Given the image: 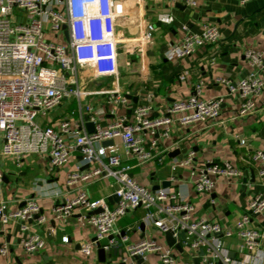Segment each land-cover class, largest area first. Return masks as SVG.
Instances as JSON below:
<instances>
[{"label": "built area", "instance_id": "obj_1", "mask_svg": "<svg viewBox=\"0 0 264 264\" xmlns=\"http://www.w3.org/2000/svg\"><path fill=\"white\" fill-rule=\"evenodd\" d=\"M171 1L190 7L198 2ZM248 1L240 0L242 4ZM126 8L125 0H0V156L11 158L17 166L27 155L45 156L52 167L61 168L78 152L89 168L71 172L68 184L88 185L104 177L112 180V195L118 197L113 205L108 198H91L81 188L76 197L54 208L53 214L61 220L74 210L83 211L78 217L79 224L95 230V239L81 245L85 255L99 247L101 239L116 233L115 226L122 216L144 206L148 209L147 218L163 233L172 231L176 240L180 239L192 256L199 258L200 264H264L261 249L264 226L250 225L253 217L264 213L263 194L253 196L247 211L231 228L203 216L194 217L195 204L183 199L178 190L171 187L153 190L134 177L132 170L136 165L164 161V156L156 151V140H147L146 133L154 136L158 127L164 126L163 135L168 137L169 125L174 120L184 125L215 121L221 114L223 98H203L204 81L198 80L193 84L192 94L171 104L165 116H154L148 103L137 104L129 117L117 115L114 104L129 102L119 85L104 88L88 85L110 78L117 80L121 56L144 55L146 43L154 38L158 28L154 22L146 21L139 35L125 36L119 30V21L126 15ZM156 18L162 24L175 19L167 12H159ZM219 38V28L205 24L201 32L185 31L171 42L169 50L172 55L188 56L200 47L215 44ZM245 59L249 71L242 80L233 83L221 79L230 92H238L241 97L237 112L240 118L253 113L254 98L264 91L261 74L264 52L250 47ZM95 96L105 97L107 105L94 103ZM68 99L78 101L71 116L47 122V115ZM106 115L113 118L103 123ZM39 116L43 119L38 120ZM87 122L94 123L93 131H88ZM106 140L113 143L104 145ZM195 158L196 152L188 149L183 158L173 163L172 169L190 166ZM251 160L264 179V151L256 150ZM240 174V169L229 161L216 160H208L190 172L197 194H209L218 176L235 178ZM2 182L0 170V186ZM98 208L101 211L94 212ZM40 209L33 198L16 209L7 201H0V232L12 219L21 220L26 229V222L33 220ZM35 219L39 224L45 221L44 216ZM181 231L185 233L184 239ZM232 236L241 240L237 259L230 258L223 243L224 237ZM63 240L67 241V237ZM114 242L112 238L110 244ZM21 244L27 253H35L44 247L45 241L38 233H31ZM110 244L102 246L108 249ZM8 249L7 243L0 244V254L6 255ZM147 252H156L162 264H176L173 246L161 244L155 238L131 243L125 255L109 264H139L135 257H145Z\"/></svg>", "mask_w": 264, "mask_h": 264}, {"label": "crops", "instance_id": "obj_2", "mask_svg": "<svg viewBox=\"0 0 264 264\" xmlns=\"http://www.w3.org/2000/svg\"><path fill=\"white\" fill-rule=\"evenodd\" d=\"M126 18L130 23L125 36L135 37L144 29L145 22H154L158 28L154 38L147 42L146 53L141 56L126 57V66H120L117 80L91 82L93 88L113 87L116 84L125 94L131 95L127 105L114 104L117 115H131L137 104H150L154 116L162 117L175 101L187 99L192 94L194 82L204 81L201 92L203 98L222 97L220 116L208 123L194 122L187 125L174 120L170 135H163L164 126L158 127L154 136L146 133L147 140L155 139L156 151L164 156V161L155 160L136 165L132 173L145 186L155 190L159 187H171L179 191L183 199L196 206L194 217H205L234 228L238 218L247 211L248 204L255 194L264 195V179L258 175L257 164L251 157L256 150L264 151V91L256 96L255 109L250 115L240 118L237 114L241 103L238 92H230L221 79L237 83L249 71L245 59L248 48H257L264 52V0H249L242 4L240 0H198L193 7L171 0H125ZM167 12L174 16L169 24L158 23L156 15ZM205 24H214L219 28L220 38L215 44L200 47L191 55L176 56L170 53L172 41L180 38L185 31L201 32ZM122 33V31H120ZM121 63V60H120ZM264 74V69L261 70ZM181 76L184 78L182 79ZM94 103L106 104L105 97L95 96ZM78 101L68 99L56 108L47 122L71 116ZM74 116V115H73ZM75 117V116H74ZM113 116L106 115L103 123ZM188 149L196 152V158L190 166L172 169L176 160L185 156ZM178 151L170 156L173 151ZM123 153V152H122ZM125 158V155H123ZM208 160L229 161L240 169L235 178L218 176L209 194H197L192 186L190 172L202 167ZM131 162L135 163V160ZM85 170L89 164H83V156L74 152L69 162L61 167H52L48 158L39 155H27L21 166L11 158L0 156V170L3 182L0 186V201H7L12 209L21 207L28 199H36L40 212L33 220L23 222L12 219L0 232V244H8V253L0 254V264H109L119 260L128 251L131 243L142 239L155 238L166 244L164 233L148 219V209L139 206L122 216L115 226L116 233L101 239L102 244L115 242L106 249L105 256L94 247L90 255L81 252V245L95 239V230L82 226L78 217L83 211L74 210L65 220L57 219L53 214L57 204L78 195L81 188L91 198L112 197L111 179L101 178L86 185L84 182L68 184V175L77 169ZM169 182L166 186L164 183ZM155 211L153 207L150 208ZM44 216L45 221L38 223L35 218ZM252 227L264 226V213L253 217ZM31 233H38L45 241L44 247L35 253H27L22 240ZM67 237V241L63 237ZM112 237V238H109ZM237 236L224 237V247L230 258L237 259ZM183 250L173 246L176 264H194V257L177 239ZM264 250V242L261 245ZM139 264H162L156 252H147Z\"/></svg>", "mask_w": 264, "mask_h": 264}, {"label": "water", "instance_id": "obj_3", "mask_svg": "<svg viewBox=\"0 0 264 264\" xmlns=\"http://www.w3.org/2000/svg\"><path fill=\"white\" fill-rule=\"evenodd\" d=\"M66 39H67V40L69 39V37H68V33H67V32H66ZM126 97H127V98H130L131 95L126 94ZM86 127H87L88 131H93L95 125H94L93 122H87V123H86ZM112 143H113L112 140H106V141L103 142L104 145H109V144H112ZM177 153H178L177 150H176V151H173V152L170 154V156H174V155L177 154ZM168 183H169V182H167V183L165 182V183L163 184V186H166ZM155 188L157 189L158 186L155 187ZM109 200H110L111 202H113V201H117V200H118V197H117V195H113L112 197L109 198ZM100 211H101L100 208L94 210V212H96V213H97V212H100ZM164 236H165V240H166L168 246H174V247H176V248H177L178 250H180V251L183 250L182 246H181L179 243H177V240H176V238L174 237L172 231H170V230L166 231V232L164 233ZM180 236L182 237V239H184V238H185V233H184L183 231H181V232H180ZM109 238H112V237H109ZM98 244H99V249H98L99 254H101L102 256H105V254H106V249L102 246V244H101L100 242H98ZM202 253H203V250H200V254H202ZM135 258H136V260H137L139 263H140V262L142 261V259H143L142 256H136ZM193 262H194V264H200V260H199L198 257H194Z\"/></svg>", "mask_w": 264, "mask_h": 264}, {"label": "rangeland", "instance_id": "obj_4", "mask_svg": "<svg viewBox=\"0 0 264 264\" xmlns=\"http://www.w3.org/2000/svg\"><path fill=\"white\" fill-rule=\"evenodd\" d=\"M136 9H137V10H136V13H134L133 16H131V20H133L134 23L136 22V18H135V17L137 16L138 6H136ZM133 21L130 22V23H128L127 20H126V18H121L120 21H119V30L122 31L123 34H124V33L126 34V32L128 31V29H129L131 26L134 25V24H133ZM125 62H126V56L122 55V56H121V65H122V66H126ZM88 87H89V88H93V85L89 84ZM52 112H53V111H52ZM52 112H50V113L47 115L46 119H47V118L49 119V117L53 115ZM39 119L42 120L43 118H41V116H39V117H38V120H39Z\"/></svg>", "mask_w": 264, "mask_h": 264}]
</instances>
